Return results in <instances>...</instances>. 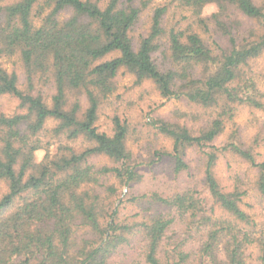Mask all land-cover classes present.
<instances>
[{
  "label": "trees",
  "instance_id": "1",
  "mask_svg": "<svg viewBox=\"0 0 264 264\" xmlns=\"http://www.w3.org/2000/svg\"><path fill=\"white\" fill-rule=\"evenodd\" d=\"M148 3L0 0V98L17 100L12 113L0 111V264H264V230L244 208L249 186L236 177L225 188L215 172L232 154L264 198V131L246 143L234 130L214 144L236 105L264 108L250 65L264 51V0H165L135 47L131 32ZM173 7L187 15L170 23ZM4 57L18 66L7 70ZM120 69L207 111L197 131L151 122L171 141L175 176L189 168L186 150L200 151L195 184L130 192L142 176L127 119L114 115L111 134L96 125ZM99 155L109 164L91 160Z\"/></svg>",
  "mask_w": 264,
  "mask_h": 264
},
{
  "label": "rangeland",
  "instance_id": "2",
  "mask_svg": "<svg viewBox=\"0 0 264 264\" xmlns=\"http://www.w3.org/2000/svg\"><path fill=\"white\" fill-rule=\"evenodd\" d=\"M164 1L149 0L147 7L140 14L139 20L131 32L135 47L140 37L148 31L153 6ZM215 10L214 4H207L202 10L203 16L208 17ZM182 15H187L186 9L182 12L173 7L168 12L170 23H174ZM238 18L244 19L239 13ZM201 36L208 44L211 42L212 37L209 34L201 33ZM158 55L159 53L156 55L157 61H159ZM1 61L7 70L11 69L12 66L17 67L19 62L17 58L9 59L5 57ZM250 65L256 72L254 79L257 87L264 94V51L258 58L250 61ZM115 85V91L99 107L96 125L99 130L111 134L112 117L114 115L119 116L121 119H127L129 124L127 146L140 162L137 169L142 176L141 181L136 183L133 189L130 188V192L138 194L147 191H158L167 194L185 188L187 185H193L197 180H200V151L189 147L185 155L189 168L187 171L175 176L171 169L170 157L167 155L171 149V141L166 136L158 134L151 122L156 118H162L185 124L192 131H197L205 123L204 116L207 111L174 95L162 96L151 80L138 83L135 76L125 69H120L117 73ZM262 100L264 102V95ZM83 105H85V101H83ZM16 107L17 100L15 98L10 96L0 98V111L10 114L16 110ZM48 123L53 124L51 121ZM234 130L237 131L240 139L246 143L260 137L261 132L264 131V108L255 109L245 105H236L234 116L231 120L226 117L224 131L215 140L214 144L221 145L225 143ZM74 145L79 148L84 147L86 143L82 140H76ZM204 150L206 149L204 148ZM257 150L260 152L261 158L264 159V141L258 145ZM43 155L44 151L38 150L36 159H42ZM91 160L96 164H109L110 162L102 155L95 156ZM215 172L225 188H229V183L232 181L230 178L236 177L241 178L249 186L250 192L244 198L246 203L244 208L252 214L258 226L264 230V198H261L252 188L254 185V171H248L246 164L236 159L232 154L224 153L216 162ZM107 179L104 181H108ZM115 184L118 186L119 198L125 199L123 194L127 188ZM131 208L132 205L127 202H124L120 207L124 212H135Z\"/></svg>",
  "mask_w": 264,
  "mask_h": 264
}]
</instances>
